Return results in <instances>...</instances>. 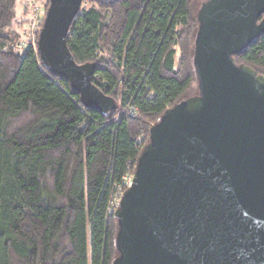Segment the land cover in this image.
Listing matches in <instances>:
<instances>
[{
    "label": "trees",
    "instance_id": "1",
    "mask_svg": "<svg viewBox=\"0 0 264 264\" xmlns=\"http://www.w3.org/2000/svg\"><path fill=\"white\" fill-rule=\"evenodd\" d=\"M202 1L86 0L66 45L77 64H95L92 83L116 104L93 109L36 45L20 50L25 13L0 0V264H111L110 201L152 124L196 83ZM233 59L264 75V33Z\"/></svg>",
    "mask_w": 264,
    "mask_h": 264
},
{
    "label": "water",
    "instance_id": "2",
    "mask_svg": "<svg viewBox=\"0 0 264 264\" xmlns=\"http://www.w3.org/2000/svg\"><path fill=\"white\" fill-rule=\"evenodd\" d=\"M83 1L47 0L36 49L84 106L110 109L95 64H77L66 45ZM196 21V93L149 129L112 212L111 264H264V75L233 59L264 33V0H203Z\"/></svg>",
    "mask_w": 264,
    "mask_h": 264
},
{
    "label": "built area",
    "instance_id": "3",
    "mask_svg": "<svg viewBox=\"0 0 264 264\" xmlns=\"http://www.w3.org/2000/svg\"><path fill=\"white\" fill-rule=\"evenodd\" d=\"M85 1L82 2V6L85 4ZM21 7L25 15L21 36L18 39L17 45L21 51H25L29 47H35L36 45L37 34L44 20L45 9L43 3L39 0H21ZM132 110V107L127 109L131 114L133 113ZM132 173L125 174L121 178V184L119 186L120 192L110 201V206L108 207L109 212L114 211L123 190L130 186Z\"/></svg>",
    "mask_w": 264,
    "mask_h": 264
},
{
    "label": "rangeland",
    "instance_id": "4",
    "mask_svg": "<svg viewBox=\"0 0 264 264\" xmlns=\"http://www.w3.org/2000/svg\"><path fill=\"white\" fill-rule=\"evenodd\" d=\"M39 1L43 3V0H39ZM17 2H18L17 7H18L19 11L22 12L23 9L21 7V0H17ZM95 3H97V2H93L92 4L95 5ZM198 3H199V1H198ZM92 4L85 3V4H83V6L88 7V6H91ZM43 5H44V3H43ZM21 18H23V17H21ZM17 29L21 33V31H22L21 28L18 27ZM195 93H196V83L194 84V86L190 90L187 91V94L185 95V97H188V96L193 95Z\"/></svg>",
    "mask_w": 264,
    "mask_h": 264
}]
</instances>
